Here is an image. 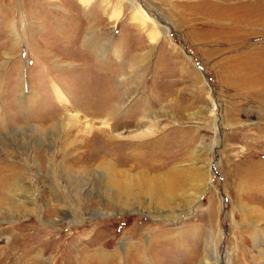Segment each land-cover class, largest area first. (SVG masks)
Instances as JSON below:
<instances>
[{"label":"rangeland","instance_id":"obj_1","mask_svg":"<svg viewBox=\"0 0 264 264\" xmlns=\"http://www.w3.org/2000/svg\"><path fill=\"white\" fill-rule=\"evenodd\" d=\"M169 1L0 0V264H264V0Z\"/></svg>","mask_w":264,"mask_h":264},{"label":"bare ground","instance_id":"obj_2","mask_svg":"<svg viewBox=\"0 0 264 264\" xmlns=\"http://www.w3.org/2000/svg\"><path fill=\"white\" fill-rule=\"evenodd\" d=\"M78 1H79L80 4H82L84 6V8H86L89 5V3L91 1H93V0H78ZM176 1L177 0L169 1V2L170 3H174L175 5H182L184 12H187L190 15H194L196 17H199V20L200 19H201V21L204 20L203 22L205 24H208V22L209 23L212 22V24H214V25H220L222 23V21L227 20V18H228L226 16V14H225L228 11V9L226 7L221 6V4L224 5L225 2L228 3V2H231V1H237V0H191L192 1L191 4L186 3V2H179V1H177V3H176ZM239 1L240 0H238V2ZM172 7H173V5H172ZM256 11L257 12H256L255 15H257V16H255V17H257V18L253 19L251 22L253 24H258L261 28L264 29V25H263L264 24V8L263 9L262 8H258V10H256ZM246 20H247V18H246ZM241 25H242V22H241ZM247 25H249V24H247ZM167 27L165 26V27L161 28V30L165 34L168 33ZM10 31H12V33L15 32L14 26L11 27ZM107 136H108V138H107V141H108L111 137H109V134ZM1 177H2V179L5 180L8 176L6 174L2 173ZM1 184H2V182H1ZM2 186L3 185L0 186V206L2 208H6L5 212H3V214L6 215V216H8V215L12 216L13 213L17 212L19 215H21V213L23 212V203H25L26 198L24 197L25 199H21V198H23L22 195L20 196L17 193H11L10 191H7V190L3 189ZM120 190H121L120 191L121 194L124 195L126 193L125 195L126 196L128 195V192H129V188L128 187L127 188L126 187H121ZM23 194H26V195L28 194L29 195L31 193L26 191ZM15 201H17V202H15ZM33 201L34 200L32 199V202ZM2 208H0V209H2ZM2 210L4 211V209H2ZM30 210L32 211L33 207L30 208ZM255 231H256V234H257V236L255 238L257 240L261 236V231H258V230H255ZM254 236H255V234H254ZM27 241L28 240L24 241L22 243L23 244L22 246L16 247L15 251L18 252L20 249L25 250L26 248H28L29 249L28 250L29 251V254H28L29 257L30 256L31 257H36V256L42 254L40 251H38V249H37L38 246L35 245V242H34V245H32L31 242L29 243V241L28 242ZM6 245H8L7 246L8 247L7 255H5L4 253L3 254H4V258L5 257L9 258V256L12 255L11 246L9 244H6ZM84 250L81 249V250H77V251H78V253L80 255V254H84V252H85ZM92 256L95 257V259L97 258V260H96L97 264H107L108 261H109L108 260L109 256L106 255L105 253H103L100 250L95 252ZM24 257H27V254H25V256H23V258ZM90 257H91V255L90 256H87L86 254L82 255L80 257V261H79L78 264H85V261H88L89 259H91ZM113 257L116 258V259H113L114 260V264H126L125 263V259L119 257L118 254H114ZM23 258H20V259H23ZM126 261H128V260H126ZM93 262H95V261H93ZM23 263L24 262L22 260H20L19 263H17V264H23Z\"/></svg>","mask_w":264,"mask_h":264}]
</instances>
